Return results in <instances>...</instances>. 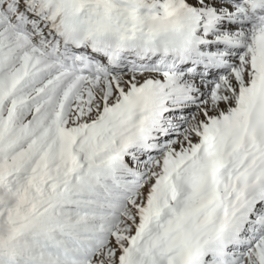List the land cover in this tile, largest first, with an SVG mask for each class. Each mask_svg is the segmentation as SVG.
Returning <instances> with one entry per match:
<instances>
[{
  "label": "snow or ice",
  "instance_id": "1",
  "mask_svg": "<svg viewBox=\"0 0 264 264\" xmlns=\"http://www.w3.org/2000/svg\"><path fill=\"white\" fill-rule=\"evenodd\" d=\"M0 264H264V0H0Z\"/></svg>",
  "mask_w": 264,
  "mask_h": 264
}]
</instances>
